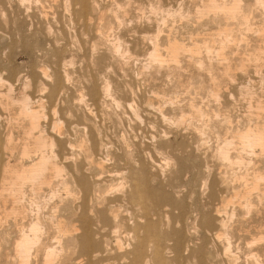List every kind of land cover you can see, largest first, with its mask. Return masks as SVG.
<instances>
[{"label": "bare ground", "instance_id": "obj_1", "mask_svg": "<svg viewBox=\"0 0 264 264\" xmlns=\"http://www.w3.org/2000/svg\"><path fill=\"white\" fill-rule=\"evenodd\" d=\"M153 1L0 0V264H264V0Z\"/></svg>", "mask_w": 264, "mask_h": 264}, {"label": "rangeland", "instance_id": "obj_2", "mask_svg": "<svg viewBox=\"0 0 264 264\" xmlns=\"http://www.w3.org/2000/svg\"><path fill=\"white\" fill-rule=\"evenodd\" d=\"M102 2H100L99 4H102L101 5V7H105L106 9H105V13L107 14V12L109 13V15L110 14H113V13H117V12H120V11H122V10H124V9H126V7H127V5L129 6L130 5V7H127V8H129V10H131V12H133V13H138V14H143L144 12H146V13H149V10H150V8H151V5H150V2H146V0H120V1H118L117 2V0H116V2H115V0L113 1V0H101ZM107 1H109L108 3H107ZM110 1H111V3H110ZM126 1V2H125ZM131 1V2H130ZM133 1V2H132ZM103 2H105V4L103 3ZM113 2V3H112ZM120 2V3H119ZM129 2V3H128ZM153 2H155L154 3V7L156 8V9H159L160 11L161 10H163V9H166V4H165V2H163V1H161V3H160V1L158 2V1H153ZM153 2H152V4H153ZM158 2V3H157ZM119 3V4H118ZM122 3H124L123 5H121ZM126 3V4H125ZM112 4H113V6H112ZM116 4V5H115ZM156 4V5H155ZM103 5H105V6H103ZM122 6V7H120V6ZM159 6V8H158V6ZM115 6V7H114ZM117 6V7H116ZM187 6H189V0H188V5ZM113 7V8H112ZM131 7H132V9H131ZM120 8V9H119ZM168 8V7H167ZM115 10V11H113V10ZM119 9V10H118ZM122 9V10H121ZM108 15V14H107ZM131 24H134V21L131 23ZM140 56H139V58L141 59V60H139L140 62H139V65H138V63H136L135 61L133 62L134 64H135V66L137 65V68L135 69V66H134V64H132L133 66H134V68H132V70H133V72H132V74L134 75V77H137V76H141L140 75V73L141 72H146V71H149V72H151V69L153 68V66L152 65H149L147 62L145 63V58H146V55H144V53L143 52H140ZM141 61H143V62H141ZM144 64V66H143V64ZM148 64V65H147ZM132 66V67H133ZM140 68H139V67ZM150 67H152V68H150ZM146 69V70H145ZM114 70H116V68H114ZM137 72H136V71ZM153 70V69H152ZM119 71H122V70H116V73H118ZM136 72V73H135ZM115 73V74H116ZM145 74H148V72H146ZM116 79H117V75H116V77H115ZM235 90V89H234ZM237 95H238V90L236 89V92H235ZM148 94H149V92H148ZM235 94V96L236 97H233V98H235V99H238V97H239V95L237 96ZM237 109H239L240 110V106H238V108ZM128 115H130V114H127L126 116L127 117H130V118H127L126 116H125V120H126V122H127V124H126V127L128 128L127 130H128V132H137V133H139L140 134V136L142 135L141 133H140V131H142V130H140V129H138V127H137V125H136V123H135V119L130 115V116H128ZM129 121H128V120ZM132 121V122H131ZM128 122L131 124H128ZM141 125H142V123H140ZM139 124V125H140ZM129 125V126H128ZM137 127V131L136 130H133V128L135 127V126ZM138 125V126H139ZM141 125H140V127H141ZM131 126V127H130ZM133 127V128H132ZM130 129V130H129ZM133 134V133H132ZM142 137V136H141ZM142 140H144L145 138H141ZM146 141V140H145ZM157 154V156L159 155L160 156V154H158V152H156ZM168 170V169H167ZM188 176L190 177V173H188Z\"/></svg>", "mask_w": 264, "mask_h": 264}]
</instances>
